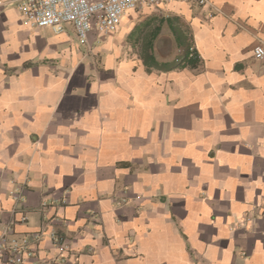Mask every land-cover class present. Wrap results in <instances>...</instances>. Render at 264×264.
Masks as SVG:
<instances>
[{"label":"crops","instance_id":"obj_1","mask_svg":"<svg viewBox=\"0 0 264 264\" xmlns=\"http://www.w3.org/2000/svg\"><path fill=\"white\" fill-rule=\"evenodd\" d=\"M259 43L264 0L144 7L87 43L0 0V228L26 264L58 256L52 227L63 264H264Z\"/></svg>","mask_w":264,"mask_h":264},{"label":"built area","instance_id":"obj_2","mask_svg":"<svg viewBox=\"0 0 264 264\" xmlns=\"http://www.w3.org/2000/svg\"><path fill=\"white\" fill-rule=\"evenodd\" d=\"M171 1L211 5V0H9L21 13L24 23L38 28L49 27L55 33H61L66 24H71L80 43H87L90 33L106 35L113 32L122 17L130 11L144 7L157 8ZM253 57L264 62L263 44L253 47ZM20 220L25 221V217ZM10 231V223L0 228V264H26L34 255L27 248L29 238L18 240L9 234ZM49 234L58 256L33 264H63L60 253L67 249V245L56 234L54 227ZM38 236L35 233L33 239Z\"/></svg>","mask_w":264,"mask_h":264},{"label":"trees","instance_id":"obj_3","mask_svg":"<svg viewBox=\"0 0 264 264\" xmlns=\"http://www.w3.org/2000/svg\"><path fill=\"white\" fill-rule=\"evenodd\" d=\"M183 61H188L190 64L194 65L198 61L195 52L188 50L184 57L182 58Z\"/></svg>","mask_w":264,"mask_h":264}]
</instances>
